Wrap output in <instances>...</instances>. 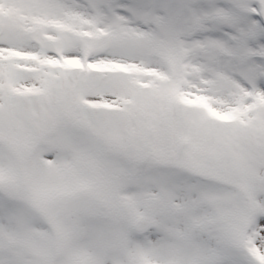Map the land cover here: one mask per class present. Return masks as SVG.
Returning a JSON list of instances; mask_svg holds the SVG:
<instances>
[{
	"label": "snow or ice",
	"instance_id": "snow-or-ice-1",
	"mask_svg": "<svg viewBox=\"0 0 264 264\" xmlns=\"http://www.w3.org/2000/svg\"><path fill=\"white\" fill-rule=\"evenodd\" d=\"M0 264H264V0H0Z\"/></svg>",
	"mask_w": 264,
	"mask_h": 264
}]
</instances>
